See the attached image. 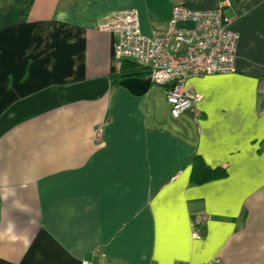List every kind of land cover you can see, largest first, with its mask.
Returning <instances> with one entry per match:
<instances>
[{
    "label": "crops",
    "instance_id": "obj_1",
    "mask_svg": "<svg viewBox=\"0 0 264 264\" xmlns=\"http://www.w3.org/2000/svg\"><path fill=\"white\" fill-rule=\"evenodd\" d=\"M221 1L0 0V264H264V0H229L235 71L188 79L177 119L113 83L95 26ZM194 156L224 175L191 183Z\"/></svg>",
    "mask_w": 264,
    "mask_h": 264
},
{
    "label": "built area",
    "instance_id": "obj_2",
    "mask_svg": "<svg viewBox=\"0 0 264 264\" xmlns=\"http://www.w3.org/2000/svg\"><path fill=\"white\" fill-rule=\"evenodd\" d=\"M230 8L229 0H222L215 9L204 11L175 5L167 28L149 36L140 31L135 9L106 13L95 26L114 38L116 59L129 61L146 71L151 84L164 89L170 116L177 119L193 105L194 98L186 88L188 79L235 71L238 36L229 27ZM80 264L97 263L85 259ZM201 264L221 263L218 258H213Z\"/></svg>",
    "mask_w": 264,
    "mask_h": 264
},
{
    "label": "trees",
    "instance_id": "obj_3",
    "mask_svg": "<svg viewBox=\"0 0 264 264\" xmlns=\"http://www.w3.org/2000/svg\"><path fill=\"white\" fill-rule=\"evenodd\" d=\"M147 72L138 69L134 64L128 61H123L121 63L120 72L118 76L113 80V83H118L119 80L132 77L145 78ZM191 172H190V182L199 185L210 180L220 178L224 175V171L220 169H210L199 156H194L191 161Z\"/></svg>",
    "mask_w": 264,
    "mask_h": 264
},
{
    "label": "water",
    "instance_id": "obj_4",
    "mask_svg": "<svg viewBox=\"0 0 264 264\" xmlns=\"http://www.w3.org/2000/svg\"><path fill=\"white\" fill-rule=\"evenodd\" d=\"M119 84L126 88L130 93L136 96H141L148 91L151 86V81L149 77H132L120 80Z\"/></svg>",
    "mask_w": 264,
    "mask_h": 264
},
{
    "label": "rangeland",
    "instance_id": "obj_5",
    "mask_svg": "<svg viewBox=\"0 0 264 264\" xmlns=\"http://www.w3.org/2000/svg\"><path fill=\"white\" fill-rule=\"evenodd\" d=\"M150 93H151L153 96H155V98H157V97L160 98V99H163V98H164L162 87L157 86V85H155V84H152V85H151ZM165 102H166V101H165ZM166 105H168V104L166 103ZM157 110H158V112L160 113V115H163V114L165 113V110H166V108H165L163 102H161V101H159V100H158V102H157Z\"/></svg>",
    "mask_w": 264,
    "mask_h": 264
}]
</instances>
